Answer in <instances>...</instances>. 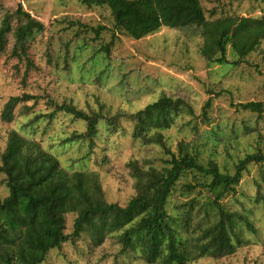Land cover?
<instances>
[{
  "label": "rangeland",
  "instance_id": "1",
  "mask_svg": "<svg viewBox=\"0 0 264 264\" xmlns=\"http://www.w3.org/2000/svg\"><path fill=\"white\" fill-rule=\"evenodd\" d=\"M207 19L238 16H264V0H201ZM23 8L45 25L43 32L28 42L25 57L12 54L15 43L8 35L0 56V164L10 131L40 141L69 171H96L108 202L126 205L135 195L130 160L141 166L167 165L180 140L192 141L203 160H215L221 169L234 172L238 160L248 152L264 151V114L239 109L246 101L264 103V40L260 47L239 62L228 49L229 62L220 64L204 53L203 28L162 27L135 39L114 27L108 6H87L80 0H0V22L5 13ZM15 27L18 19L13 17ZM99 31V34H97ZM110 56L100 50L112 42ZM100 50V51H99ZM218 56V55H216ZM214 56V57H216ZM31 93L37 101L20 103L11 122L1 118L5 102L14 95ZM162 95L181 97L189 102L194 115L177 118L164 131L167 148L142 144L132 136V122L122 121V129L107 131L101 123L90 147L89 140L64 142L86 124L63 111L54 112L48 100L73 103L86 111L113 114L118 110L136 111ZM211 99L208 117L203 114ZM188 180L183 179L180 184ZM178 184V186L180 185ZM259 184L264 190V164H251L236 191L223 199L231 210L246 211L257 227L247 234L249 242L222 258L202 257L190 264H264V198H257ZM196 190H201L198 187ZM177 190L169 208L193 196ZM9 193L5 174L0 170V196ZM74 213L66 215V232L73 229ZM201 216H193L192 226ZM41 264H148L138 251L124 249L116 235L94 246L87 234L61 247L51 249Z\"/></svg>",
  "mask_w": 264,
  "mask_h": 264
},
{
  "label": "trees",
  "instance_id": "2",
  "mask_svg": "<svg viewBox=\"0 0 264 264\" xmlns=\"http://www.w3.org/2000/svg\"><path fill=\"white\" fill-rule=\"evenodd\" d=\"M80 1L87 6H108L115 29L135 39L162 27H202L203 53L220 64L229 62V47L239 62L264 40V16L210 20L201 0ZM13 17L18 19L15 27ZM44 29V23L19 4L13 13L7 12L1 19L0 56L6 49L8 35L13 34L12 54L28 60L29 40ZM112 45L113 41L106 42L100 48L107 58ZM31 63L28 60V66ZM37 99L31 93L11 96L3 106L1 118L11 122L20 103ZM48 104L54 107L50 117L63 111L86 124L85 131L74 132L64 142L87 139L90 147L101 123L108 132L115 133L122 129L123 120H129L136 140L167 148L164 131L173 127L179 116L194 115L189 102L168 95L136 111L118 110L113 114L89 112L67 102L48 100ZM210 104L211 99L204 105L205 117ZM237 106L264 114L261 101H246ZM177 149V153L168 150L171 156L162 169L141 166L137 160L128 162L136 193L122 206L106 200L96 171H69L40 141L19 130L10 131L0 164L9 189L7 196H0V264H41L51 249L68 240L75 241L83 233L94 246L116 235L124 249L138 251L148 264H190L202 257L222 258L236 253L248 244L247 234L257 233V227L246 211L231 210L223 199L236 191L249 165L264 164V151L246 153L236 163L234 172H230L221 169L213 159L203 160L192 141L180 140ZM183 179L188 181L181 185ZM198 187L201 190H196ZM203 189V201L193 196L169 208L177 190L181 196H188L201 194ZM261 195L264 198L259 184L257 198ZM68 213L76 215L70 233L66 232ZM194 215L202 219L192 226Z\"/></svg>",
  "mask_w": 264,
  "mask_h": 264
}]
</instances>
